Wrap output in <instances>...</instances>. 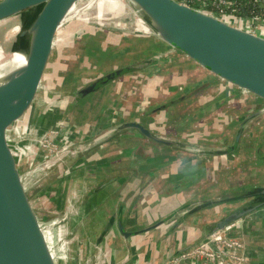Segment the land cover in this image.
<instances>
[{
    "label": "crops",
    "instance_id": "obj_1",
    "mask_svg": "<svg viewBox=\"0 0 264 264\" xmlns=\"http://www.w3.org/2000/svg\"><path fill=\"white\" fill-rule=\"evenodd\" d=\"M228 17L258 27L256 33L264 36V17ZM83 23L84 33L80 31L63 73H70L72 60L75 74H70L77 77L78 69L92 64L89 53L95 58L101 52L128 53L134 55L130 62L151 60L144 69L113 80V85L78 97L73 105L66 103L63 85L58 92L65 104L51 103L49 97L46 103L45 125L53 136L61 175L58 192L74 229L84 235L85 247L98 250L95 259L88 256L90 264H168L176 257V264H209L181 255L204 240L212 221L250 200L241 195L264 186L252 185L264 174V101L196 65L146 33L140 22L135 28L142 31L135 32L140 36L130 38L122 31L113 39L110 31L92 27L85 19ZM65 37V31L54 36L48 59ZM28 46L20 42L11 47L25 55ZM38 91L46 98L50 87L40 85ZM132 122L166 142L147 138L128 125ZM241 125L234 148L212 153L231 146ZM92 144L96 146L90 153L80 149ZM118 216L125 231L142 232L124 237ZM222 233L242 244L239 252L247 264H264V205Z\"/></svg>",
    "mask_w": 264,
    "mask_h": 264
},
{
    "label": "water",
    "instance_id": "obj_2",
    "mask_svg": "<svg viewBox=\"0 0 264 264\" xmlns=\"http://www.w3.org/2000/svg\"><path fill=\"white\" fill-rule=\"evenodd\" d=\"M99 1L0 0V19L20 16L12 25H0V264H90L58 192L61 175L44 113L50 91L78 44V20ZM121 1L155 36L190 61L264 101V36L183 0ZM63 31V45L48 59L54 36ZM20 42L29 44L25 55L11 47ZM150 63V59L128 63L89 81L76 94L86 98ZM40 85L50 87L46 98L39 94ZM128 125L162 141L138 123ZM241 130L242 125L231 146L212 153H228ZM241 197L250 200L212 221L204 239L263 206L264 186ZM117 227L124 237L142 232L125 231L120 216Z\"/></svg>",
    "mask_w": 264,
    "mask_h": 264
},
{
    "label": "rangeland",
    "instance_id": "obj_3",
    "mask_svg": "<svg viewBox=\"0 0 264 264\" xmlns=\"http://www.w3.org/2000/svg\"><path fill=\"white\" fill-rule=\"evenodd\" d=\"M121 3H123V4H121ZM198 3H199L198 1H194V4L197 5V8H199ZM122 11H124L123 16H122V13H123ZM212 14L218 16V14H216V13L212 12ZM126 15H127L128 19L124 20V17ZM219 17H221V16H219ZM221 18L223 20L227 21L228 23H232V24L237 25L239 27H243V28L248 27L247 25H242L237 20L231 19L227 15H223ZM81 19L82 20H79L80 21L79 22L80 31H81L80 35L84 33L83 32L84 31L83 27L85 26V24L83 23L84 19H85V21L86 20L90 21V24L92 27L98 26L100 28H103L106 31H110L111 34H109V36L112 39H113V35H117L122 31L125 32L124 34H129L130 38H133L134 36H140L138 34L137 35L135 34V32H137V33L142 32V31L138 32L137 30H135V28H137L136 23H139V22H140V25L141 24L144 25V26L141 25V28L146 29L145 30L146 33H147V31H148V33H152L151 29L135 13L134 9L131 6H129L128 4H126V2H124V1L122 2L120 0H101V1L93 4L90 8H88L83 13ZM0 25H2V24H0ZM3 27H5V25ZM89 27H90V25H89ZM254 30H255V32L260 31L258 27L255 28ZM152 35L155 36L153 33H152ZM89 57H91V59H88V60H91L92 64L86 63L87 67L85 69H83V68L78 69L77 70V74H78L77 77L70 74V73H74V69H73L74 65H71L72 60H70L68 62V66L69 65L70 66L68 67L67 70H69L70 73H68V72L63 73L62 72V76L60 77V80H58V82L53 85V87L50 91V94H49V99L51 100V103L57 102L58 104L60 103L61 105H64L65 101H66V103L70 102L69 105H73V103H75L77 101V99H79L77 94H76V91H77V89H79L80 86H82V83L89 82L91 80H95V79L103 76L104 74L108 73L109 71H112L114 69L119 68L120 65L128 64L130 62L129 58L134 59V55H129L128 53L125 55H115V54L112 55L111 53L105 55V53L101 52V53L97 54L96 58L93 56V54L89 53L88 58ZM95 60H97V61H95ZM67 80L69 83H67ZM74 80H75V82L72 83ZM62 81H63V84H62ZM130 82H131V79L128 80V84ZM110 84L113 85L114 82L113 81L109 82L106 85L109 86ZM61 85H63L64 86L63 89H65V93H66L65 94L66 97L64 96L65 101H64L63 97L61 95H59L60 92H58V89H60L59 87ZM67 96H69V97H67ZM70 96L74 97V99H72V97H70ZM68 100H70V101H68ZM81 108L82 109L84 108V110H86L85 107H81ZM93 111H94V109L92 110V112ZM48 131L51 133L49 128H48ZM51 135H52V133H51ZM52 139H53V136H52ZM95 146H96V144H92V146L86 148L84 145V146H81L80 149H82V151H88L90 153V152L94 151ZM254 172H256V171L252 170L250 173H254ZM263 175L264 174H261L258 178L253 179L252 185H259V184L264 185V176ZM83 237H84V235L82 234L81 239H83ZM82 242H83V240H82ZM83 246L85 247L84 242H83ZM91 246L92 245H86V247H88V250H87L88 252H86V253L88 256H90L91 258L93 257V259H95V256H96V253L98 252V250L95 251V249H93V251H92ZM86 247H85V250H86Z\"/></svg>",
    "mask_w": 264,
    "mask_h": 264
},
{
    "label": "built area",
    "instance_id": "obj_4",
    "mask_svg": "<svg viewBox=\"0 0 264 264\" xmlns=\"http://www.w3.org/2000/svg\"><path fill=\"white\" fill-rule=\"evenodd\" d=\"M190 4L198 1L206 3L207 0H183ZM257 3L259 9L264 10V0H253ZM212 4L219 11L222 12L224 7L229 4L228 0H212ZM191 5V4H190ZM212 14V13H211ZM234 16V15H233ZM219 17V16H218ZM259 15L253 16V20L257 19ZM221 18V17H220ZM237 26V25H236ZM239 27V26H238ZM243 28V27H241ZM251 32H255L250 26L243 28ZM55 146V145H54ZM56 148V147H55ZM56 154V149H55ZM242 249V244L238 240L227 239L222 231L213 232L206 239L198 243L196 246L184 251L181 256L187 258H202L209 264H247V259L239 251ZM179 258H174L168 264H176Z\"/></svg>",
    "mask_w": 264,
    "mask_h": 264
},
{
    "label": "trees",
    "instance_id": "obj_5",
    "mask_svg": "<svg viewBox=\"0 0 264 264\" xmlns=\"http://www.w3.org/2000/svg\"><path fill=\"white\" fill-rule=\"evenodd\" d=\"M229 4L224 7L222 12H219L214 5L212 0H207L206 3H198L199 8L209 13H216L218 16L223 15H234L236 17L248 18L255 15L264 17V10L259 9L257 3L253 0H228ZM193 7L197 8V5L194 2L190 3ZM45 114V113H44Z\"/></svg>",
    "mask_w": 264,
    "mask_h": 264
},
{
    "label": "bare ground",
    "instance_id": "obj_6",
    "mask_svg": "<svg viewBox=\"0 0 264 264\" xmlns=\"http://www.w3.org/2000/svg\"><path fill=\"white\" fill-rule=\"evenodd\" d=\"M121 1V0H120ZM110 2V1H109ZM116 2V1H115ZM116 6V5H115ZM114 6V7H115ZM129 11V10H128ZM20 16L16 15V16H11V17H7V18H2L0 19V24L2 25H8L9 23H12L14 20L18 19ZM129 22V21H128ZM135 25V24H134ZM133 26V25H132ZM134 27V26H133Z\"/></svg>",
    "mask_w": 264,
    "mask_h": 264
},
{
    "label": "flooded vegetation",
    "instance_id": "obj_7",
    "mask_svg": "<svg viewBox=\"0 0 264 264\" xmlns=\"http://www.w3.org/2000/svg\"><path fill=\"white\" fill-rule=\"evenodd\" d=\"M91 81H92V80H91ZM87 83H88V82H87ZM85 84H86V83H85ZM85 84H84V85H85ZM82 86H83V85H82ZM242 91H243V90H242ZM243 92H245V91H243ZM245 93H247V92H245Z\"/></svg>",
    "mask_w": 264,
    "mask_h": 264
}]
</instances>
